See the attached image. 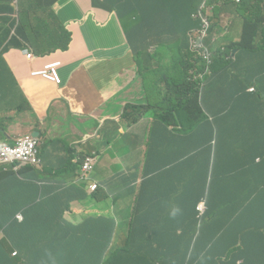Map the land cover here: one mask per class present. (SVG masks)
<instances>
[{
    "label": "trees",
    "instance_id": "trees-1",
    "mask_svg": "<svg viewBox=\"0 0 264 264\" xmlns=\"http://www.w3.org/2000/svg\"><path fill=\"white\" fill-rule=\"evenodd\" d=\"M16 1L20 8L16 9ZM31 2L0 0V56L10 47H31L37 54L68 48L69 33L54 9H42L36 0L32 7ZM190 3L191 0L112 2L133 49L137 69L146 75L158 73L160 70L150 63L158 59L160 65L167 58L162 54L165 52L173 55L171 66L179 70L176 78L163 72L159 75L169 87L170 97L162 105L150 103L149 109L163 119L158 130L174 122L179 125L184 119L192 123L195 134L180 136L185 147L184 161L177 170L181 175L160 189L159 195L157 189L149 194L141 186L123 208L111 201L108 208L97 209L80 222H73L65 217L71 199L40 194V187L34 182L42 181V174L34 168L27 167L20 173L1 172L0 233L15 246L11 235L14 229V239H20L30 254L13 259L1 241L4 253L0 264L235 263L223 262L222 255L210 253L203 239L206 221L213 215L217 222L237 225L245 219H254L256 224V215L264 216V125L241 123L245 119L243 103L250 108L248 102H264V48L257 53L262 38L256 40V48L241 43L236 55L226 48L215 53L211 63L205 56L211 50L191 46L189 31L193 25L187 24ZM241 8L244 13L256 8V19L264 21V0H242ZM16 12L23 19L19 27L15 25ZM200 75H207L203 88L200 81L192 82ZM188 76L190 81L185 83ZM215 78L222 80L217 86ZM252 85L257 86L258 94L248 93ZM195 138L201 141V148L193 147ZM209 153L215 177L207 185L211 186L210 193L203 196L191 187L203 182ZM223 155L225 161L221 160ZM104 188L110 196L126 200L127 181L121 174L113 175ZM202 202L206 205L204 214L198 210ZM31 210L42 215L43 220L30 219ZM174 210H178L175 215ZM19 212L23 213V220L17 218ZM36 224L41 225V232L35 230ZM222 229L235 231L227 225ZM260 236L264 237V232Z\"/></svg>",
    "mask_w": 264,
    "mask_h": 264
},
{
    "label": "crops",
    "instance_id": "crops-1",
    "mask_svg": "<svg viewBox=\"0 0 264 264\" xmlns=\"http://www.w3.org/2000/svg\"><path fill=\"white\" fill-rule=\"evenodd\" d=\"M113 1L36 0L42 9L54 8L71 33L67 50L47 52L37 58L40 66L55 59L63 62L62 83L58 86L31 77L19 48L10 47L0 56V138L13 142L33 130L41 132L44 166L38 172L43 180L34 184L40 187L39 193L46 198L58 194L63 200L71 199L65 217L73 222H80L97 209L108 208L111 201L119 202V197L110 196L103 183L108 174L117 172L121 165H125L127 171L142 182L149 194L171 185V180L181 175L179 171L169 173L168 177L164 174L145 176V146L136 144L123 149L114 136L100 129L98 121L105 104L87 101L86 90L102 95L111 91L114 84L117 88L128 85L129 96L136 103L148 99L146 92L137 85L139 77L133 50ZM30 5L34 7L35 0ZM45 17L49 16L45 14ZM247 19L256 22V8L247 9L244 15H226L225 25H222V29L226 27L227 31L224 44L238 43L245 27H256V24L245 25ZM1 42L0 37V46ZM77 42L79 50L75 49ZM253 46L256 47V36ZM246 76L250 77L249 74ZM142 95L146 98L141 99ZM163 101L154 102L162 105ZM224 109L221 103L222 114ZM241 123L246 125L247 118ZM117 127L114 124V128ZM165 130L172 141L185 149L180 136L189 135V131L172 130L171 127ZM193 147L201 148V141L195 138ZM93 152L98 156L93 172L94 180L100 184L97 191L90 190L87 180H76L78 170L74 167L85 154ZM29 217L43 220V216L33 210ZM256 221L264 225V218L256 215ZM262 238L256 235V241ZM260 262L264 263V257H260Z\"/></svg>",
    "mask_w": 264,
    "mask_h": 264
},
{
    "label": "clouds",
    "instance_id": "clouds-1",
    "mask_svg": "<svg viewBox=\"0 0 264 264\" xmlns=\"http://www.w3.org/2000/svg\"><path fill=\"white\" fill-rule=\"evenodd\" d=\"M16 4V9L20 8V3L18 4L16 1ZM241 7L242 0H191L187 10V24L193 25V29L189 31L190 36L192 37L191 46L193 49L199 50L201 48H205L206 51L208 49L211 50V53L206 54L205 56L211 63H214V52L217 49L219 51H225L226 48H229L232 55H236L239 52V48L237 46H239L241 43L246 44V42L248 45H253V40L256 36V40L262 38V44L258 48L259 50H257V53L263 51L262 48L264 47H262V45L264 39V21L258 18L256 19V22L255 20L247 19L248 23H245V25L256 24V27L250 26L248 29L245 27L242 38L238 43H223L224 36L227 33L226 27L222 29V25H225L224 20L226 15L229 13H234L235 15H244ZM15 17L17 19V23L15 25L16 27H19L21 24H23V19L18 16L17 12ZM196 26L198 27L194 28ZM64 27L66 28L65 25ZM66 31H68L70 37V31L67 28ZM19 49L24 54V57L27 61V69L31 77L45 80L57 86L62 83L61 68L63 67V62L61 60H51L40 66L37 62V58L39 56H43L44 54H37L31 47H21ZM5 66L2 68H5ZM158 78L159 76L157 77V80ZM206 78L207 75H200L195 77L192 82L200 81L201 88H203ZM248 93L252 95L258 94L257 86L252 85L248 89ZM128 100H130L132 104L125 108L124 113L122 112V109L120 110L122 117L126 119H132L135 123H138L141 119H146L147 123L143 124L137 129H135L132 124L125 125L123 128H114L115 116L113 115V111L115 105L111 107L108 104H105L104 110L101 113L98 121L100 129L104 132V128L109 125L111 127V131L108 134L114 136L117 142L121 144L123 149L130 148L132 144L145 146V176L164 174L168 177L169 173H176L178 167L184 161L185 149L170 139L165 128L158 130L159 126H163L161 123L162 118L159 117V113L154 110L149 113V104L155 102L151 101L149 98V100L147 99L148 104H142V102L136 104V102H134L130 96ZM248 103L250 108L247 107L246 103H243L241 106L242 112L245 118H247V124H252V126H255L258 123H262L264 125V102L254 101ZM141 105L144 107L141 108ZM169 127H171L172 130L176 129L180 131H189V135L195 134L190 120L188 121L184 119L179 125L174 122L172 125L168 126V128ZM222 138L225 141L228 140V137L224 136V134ZM42 145L43 139L39 130H33L32 132L23 134L16 138L13 142L0 138V173L10 170L20 173L22 169L27 167H32L36 171L42 170L44 166ZM88 157L93 158L94 161L90 169L85 166ZM221 160L225 161L226 157L223 155ZM257 161L260 160L258 159ZM97 163L98 156L95 152H93L85 154L74 166L75 169L78 170L76 180H87L89 182V188L92 191H97L100 188V184L94 180L93 176V172ZM208 163L209 166L207 167L206 171H203V182L200 185L195 184L191 187L192 191H198L202 193L203 196H206L210 193L211 186L207 185L209 184L210 180L215 177V168L211 153L208 155ZM117 174H121L123 178L126 179V190L128 191L126 200H132L137 195L138 188L143 186V184L142 182L138 181L137 177L132 176V174L127 171L125 165L119 166V170L117 172L108 174V179L104 181L103 188L104 185L111 180V177ZM155 190L153 192H155ZM157 193L159 195L160 189H157ZM187 194L188 193H186L184 196ZM118 197V203H120L123 208L126 200L122 196ZM198 210L201 214L205 213L206 205L204 202L199 205ZM176 211L178 210H174L173 215L176 214ZM257 216L264 218L262 215ZM214 217L215 215L211 216L206 221L207 230L204 232L203 239L204 245L210 253L222 255V261L226 263L235 261L234 264H264L260 262V257H264V237L256 241V235L260 236V233L264 232V225H262V223L256 221L255 224L254 219H245L242 221L241 225H237L235 223L223 224V222H217ZM17 218L19 220H23V213H17ZM224 225L235 229V231L230 232L222 229ZM35 230L41 232V225L36 224ZM11 235L15 246L12 245L10 240L3 232L0 233V242L2 241V243H4V246L10 253L11 258L17 259L21 255L30 254L28 248L20 242V239H14V229L11 231ZM37 244V242H34V245ZM1 246L2 245H0V256H2L4 253V250L1 252Z\"/></svg>",
    "mask_w": 264,
    "mask_h": 264
},
{
    "label": "rangeland",
    "instance_id": "rangeland-1",
    "mask_svg": "<svg viewBox=\"0 0 264 264\" xmlns=\"http://www.w3.org/2000/svg\"><path fill=\"white\" fill-rule=\"evenodd\" d=\"M1 30H0V34H1ZM70 37H71V33H70ZM172 44H175V41L172 42ZM246 44H248L246 42ZM80 44L77 42L75 44V49L79 50ZM262 47H264V39H263V45ZM154 50H156L155 46L152 47ZM261 49V48H260ZM220 52L218 50H216L214 53ZM162 54L167 57L164 58V60L162 59L160 61V65L157 64L158 63V59L153 60L150 65L152 68L155 69H159L160 71L158 73H152L151 75H146L145 72H140L139 70H137V76L139 77L138 79V83L137 85L140 87L141 90H143L144 92H146L148 100L150 98L151 101H163V99L159 98L158 94L161 95L164 98H169V91H168V86L166 85V83L164 81H162V79L157 77L162 74H165L167 76H172L173 78L178 77L179 74V70L176 67L171 66V63L173 61V55H168L165 52H162ZM168 55V56H167ZM61 57V56H60ZM169 65V69L165 70L166 65ZM157 80V83H156ZM187 82L190 81V77H187V80H185ZM214 82L217 86V82H222V80H219L217 78L214 79ZM152 91H150V90ZM82 92V91H81ZM129 94H130V87L128 85L125 86H121L119 88L116 87V84H114V86H112L111 91H107L104 94L100 95L99 93H96L94 91L91 90H86V96H87V101H89L90 103H98V102H102L104 104H108L109 106H113L115 105L114 111H113V115L115 116V121L114 123L119 127V128H123L125 125H129L132 124L135 129H137L138 127H141L143 124L147 123L146 119H141L138 123H135L132 119H126L122 117V114L120 113V110L122 109V112L124 113L125 108L132 104V102L130 100H128L129 98ZM141 99H145V96H141ZM179 99V97H178ZM133 100V99H132ZM138 104V103H136ZM142 104H148V101H144L142 102ZM144 106L141 105V108H143ZM153 110L149 109V113H151ZM111 131V127L109 125H107L104 128V132L105 133H109ZM136 144H132V146H135ZM129 202H131V200H126L124 205L128 204Z\"/></svg>",
    "mask_w": 264,
    "mask_h": 264
},
{
    "label": "built area",
    "instance_id": "built-area-1",
    "mask_svg": "<svg viewBox=\"0 0 264 264\" xmlns=\"http://www.w3.org/2000/svg\"><path fill=\"white\" fill-rule=\"evenodd\" d=\"M93 158H91V157H88L87 158V160H86V163H85V166L88 168V169H90L91 167H92V165H93Z\"/></svg>",
    "mask_w": 264,
    "mask_h": 264
}]
</instances>
